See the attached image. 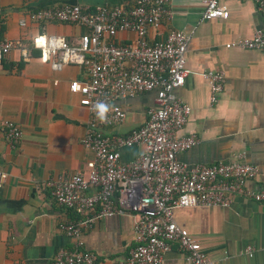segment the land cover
Wrapping results in <instances>:
<instances>
[{
  "label": "crops",
  "instance_id": "crops-1",
  "mask_svg": "<svg viewBox=\"0 0 264 264\" xmlns=\"http://www.w3.org/2000/svg\"><path fill=\"white\" fill-rule=\"evenodd\" d=\"M132 0H0V40L28 43L36 33L57 34L70 44L84 31L71 23H33L28 12L40 7L79 3L128 6ZM228 11L225 19H200L201 0H169V17L149 27V42L164 39L172 29L188 34L185 50L187 74L175 94L190 106L182 130L197 142L178 154L187 164H211L244 152L258 173L246 183L264 188V50L227 48L225 43L264 30V14L251 0H219ZM19 20L25 25L20 26ZM134 37L120 31L117 42ZM207 69L224 72V83L214 103L201 77ZM85 78L83 68L65 64L53 69L33 49L28 60L12 50L0 62V124L12 120L22 131L9 144L0 129V264H48L59 248H72V240L57 223L73 214L57 205L46 187L47 178L83 171L92 153L80 143L88 112L80 95L68 91V82ZM154 92H142L117 103L125 118L107 128V134H125L145 119ZM141 146L119 150L121 161L134 158ZM173 219L200 244L212 264H264V204L234 197L229 206L175 208ZM82 247L95 255V264H116L132 245L131 217H104L81 234ZM246 248H250L246 251ZM160 264H186L174 245Z\"/></svg>",
  "mask_w": 264,
  "mask_h": 264
},
{
  "label": "built area",
  "instance_id": "built-area-1",
  "mask_svg": "<svg viewBox=\"0 0 264 264\" xmlns=\"http://www.w3.org/2000/svg\"><path fill=\"white\" fill-rule=\"evenodd\" d=\"M264 14V0H251ZM169 0H132L131 4L87 6L62 4L28 12L33 23H71L84 28L76 43L57 34H34L28 43L0 40V62L12 50L26 61L33 49L39 59L53 69L65 64L83 68L85 78L68 82V91L79 94V104L88 112L81 145L92 153L83 171L58 174L42 182L54 202L70 211L72 219L60 221L57 228L72 240V248L57 249L48 264H95V255L82 247L81 234L98 220L112 215L131 217L132 245L116 264H160L165 252L175 246L186 264H212L200 244L173 219L175 208L229 206L234 197L264 204V188H249L246 183L258 173L245 160L244 152L231 159L211 164H187L178 154L197 142L193 133L182 130L190 106L174 92L187 74L185 50L188 34L169 30L164 39L149 42L146 32L169 17ZM200 19H225L226 7L219 0H201ZM20 26L25 25L19 20ZM120 31L134 37L115 41ZM227 48L264 50V30L224 44ZM212 104L222 90L224 72L207 69L201 73ZM154 92L153 104L145 119L125 134H107L126 115L117 101L142 92ZM101 107L106 109L101 118ZM5 140L17 143L22 131L17 123L3 119ZM141 146L132 159L121 161L123 147ZM3 173L0 170V186ZM250 248H246L248 251ZM249 253V251H248Z\"/></svg>",
  "mask_w": 264,
  "mask_h": 264
},
{
  "label": "clouds",
  "instance_id": "clouds-1",
  "mask_svg": "<svg viewBox=\"0 0 264 264\" xmlns=\"http://www.w3.org/2000/svg\"><path fill=\"white\" fill-rule=\"evenodd\" d=\"M106 109H104L103 107H101V118L103 117V112L105 111Z\"/></svg>",
  "mask_w": 264,
  "mask_h": 264
}]
</instances>
